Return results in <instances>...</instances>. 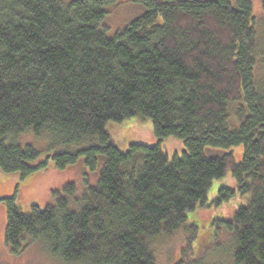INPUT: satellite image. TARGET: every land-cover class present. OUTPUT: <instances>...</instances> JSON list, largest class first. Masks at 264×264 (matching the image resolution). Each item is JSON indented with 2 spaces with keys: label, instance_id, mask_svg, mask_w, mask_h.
Wrapping results in <instances>:
<instances>
[{
  "label": "trees",
  "instance_id": "16d2710c",
  "mask_svg": "<svg viewBox=\"0 0 264 264\" xmlns=\"http://www.w3.org/2000/svg\"><path fill=\"white\" fill-rule=\"evenodd\" d=\"M119 1L0 0V170L24 179L83 158L93 172L104 156L82 194L69 182L30 214L16 196L2 199L6 245L20 255L39 243L65 264H158V244L230 170L237 189L222 187L217 201L249 196L223 220L231 261L264 264V50L253 1L134 0L145 12L111 37L107 7ZM260 23L264 41V15ZM133 117L151 120L159 144L113 142L108 123ZM27 132L57 152L36 163L41 151L17 140ZM168 137L183 140L182 156L170 159ZM208 147L229 152L208 157Z\"/></svg>",
  "mask_w": 264,
  "mask_h": 264
},
{
  "label": "rangeland",
  "instance_id": "374dc122",
  "mask_svg": "<svg viewBox=\"0 0 264 264\" xmlns=\"http://www.w3.org/2000/svg\"><path fill=\"white\" fill-rule=\"evenodd\" d=\"M70 2L72 0H64ZM254 13L257 16L258 32L262 34L260 17L264 15L262 0H252ZM107 24L110 26L109 36L114 37L124 30L135 18L145 12V6L134 0H120L107 7ZM263 14V15H262ZM259 34L264 50V41ZM261 35V36H260ZM258 75H263V63L259 62ZM107 129L111 133L113 142L123 151H127L131 144H159L151 120L133 117L122 122H110ZM23 144L30 143L41 151V157L36 163L57 151L53 149L46 135H36L27 132L17 139ZM165 152L172 159L176 154L182 156L186 150L183 140L168 137L161 143ZM57 148V147H56ZM59 149V148H57ZM74 149V148H73ZM239 156L242 147L233 148ZM228 149L208 147V157H222ZM104 156L100 157V165L96 171L89 172L82 158L76 164L66 169L53 166L40 170L26 178L18 173H6L0 170V200L16 196V205L24 214H30L33 204L45 207L54 203L52 191L62 189L67 183L75 182L78 193L86 190L89 174L90 184L95 185L103 166ZM222 187L237 189V181L229 170L227 175L215 180L207 194L206 206L199 207L188 214V219L182 229L173 235L165 237L157 246L156 258L158 264H225L232 263L233 235L224 229L223 220L234 218L238 209L248 202L249 196L236 195L221 203L217 201ZM8 223L6 202L0 201V264H65L60 259L47 253L42 244H33L20 255L13 254L5 242V232ZM188 238H193L191 248L185 257H181V249L188 244ZM233 253V252H232ZM233 264V263H232Z\"/></svg>",
  "mask_w": 264,
  "mask_h": 264
}]
</instances>
